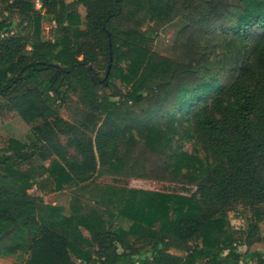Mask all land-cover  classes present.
I'll list each match as a JSON object with an SVG mask.
<instances>
[{
    "label": "trees",
    "instance_id": "trees-1",
    "mask_svg": "<svg viewBox=\"0 0 264 264\" xmlns=\"http://www.w3.org/2000/svg\"><path fill=\"white\" fill-rule=\"evenodd\" d=\"M9 1L0 97L34 138L11 139L0 156V264H264L262 252H239L264 219V0ZM180 18L175 57L156 52L158 31ZM73 90L95 128L70 140L82 160L57 143L77 129L60 115ZM181 139L213 161L179 150ZM49 181L73 192L70 216L30 193ZM237 206L253 212L245 239L225 228Z\"/></svg>",
    "mask_w": 264,
    "mask_h": 264
},
{
    "label": "rangeland",
    "instance_id": "rangeland-1",
    "mask_svg": "<svg viewBox=\"0 0 264 264\" xmlns=\"http://www.w3.org/2000/svg\"><path fill=\"white\" fill-rule=\"evenodd\" d=\"M67 2L72 0H66ZM133 0H127V2H130V5H132ZM9 3H12V0L9 1ZM37 9H41V2H36ZM7 8L6 4H0V18H1V10ZM80 11L82 15H84L85 7L81 6ZM44 14V11H42ZM5 14H7L5 12ZM11 21L13 23V31L18 32L20 30L24 31L23 28L26 26V23H21V18L18 16L17 13H14ZM151 22H148V25H151ZM186 22L180 19H174L173 21H170L166 25H164L159 31L157 35V39L155 42L154 49L156 52L174 58V54L172 52V46L175 41L177 32L179 29L185 25ZM147 27V25H146ZM53 28H55L54 23H50L49 21L44 19L43 22V37L51 39L52 38V31ZM99 77L101 79L105 78V72H101ZM118 85L121 88V93H124L127 88L124 84L118 83ZM106 92H111V88H107L105 90ZM82 94L79 90H73L69 93L68 99L66 103L64 104L60 115L70 122L71 124H74L77 129L73 130L72 132H65L62 131L58 136V145L59 147H62V150L66 153V156H68L70 159L75 160H82L81 154L77 151L76 147L74 145L70 144V140L74 138V136L80 135L82 138H94L95 136V128H93L92 124L88 121L87 117L89 114V110L85 108L84 104L82 103ZM119 97L115 98L118 99ZM6 99L0 97V156H2L3 151L5 148L8 147L9 141L11 139L18 140L24 144H29L33 140V136L31 134V126L30 124L26 123L15 111H9L7 108ZM100 123V122H99ZM178 145L179 150H183L190 153H196V155L205 162H212L213 157L203 151L200 147H196L193 142L189 139H181L179 142L175 143ZM46 150V149H45ZM45 150L42 154H46ZM41 153L37 154L36 161L43 165L48 166L50 164L51 158L47 157L45 159H41L40 156ZM43 158V157H42ZM22 169H27L30 166V163L24 162L21 164ZM1 166V165H0ZM98 179L95 176L90 177ZM41 179H38L40 181ZM48 188L44 191L38 190L36 187L32 188L30 190V193L43 197L44 201L50 205L56 204V206L62 207L63 211L62 213L65 216L71 215V198L73 196V192L69 189H65L62 191H50L53 187V185L50 183L47 184ZM142 198V195H137L136 200H140ZM254 220L253 218V212L248 208L244 206H237L236 208L232 209L229 212L228 218H226V226L225 228H233L236 231H239L240 233L236 236L239 238L241 236V239H245L248 233V226L249 224ZM259 232L257 236L252 241L253 243L250 245L241 244L239 246V252L241 254L251 253V252H262L264 253V219L259 223ZM81 231L84 235V238L88 240L87 243L82 242V245L85 249H90L92 252L95 253L96 251V244L91 241V233L84 227H81ZM245 232V235H242L241 233ZM127 240L131 244H136L137 246L140 245V242L138 241L137 236H128ZM195 243H193L194 245ZM172 253L177 255H183L185 256L186 253L181 250L172 249ZM12 264H22V260L19 259L17 256H13L11 260ZM247 264H257L256 259H249Z\"/></svg>",
    "mask_w": 264,
    "mask_h": 264
},
{
    "label": "crops",
    "instance_id": "crops-1",
    "mask_svg": "<svg viewBox=\"0 0 264 264\" xmlns=\"http://www.w3.org/2000/svg\"><path fill=\"white\" fill-rule=\"evenodd\" d=\"M54 205H56V204H54Z\"/></svg>",
    "mask_w": 264,
    "mask_h": 264
}]
</instances>
